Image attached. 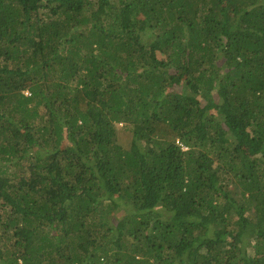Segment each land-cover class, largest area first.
<instances>
[{"label": "trees", "instance_id": "1", "mask_svg": "<svg viewBox=\"0 0 264 264\" xmlns=\"http://www.w3.org/2000/svg\"><path fill=\"white\" fill-rule=\"evenodd\" d=\"M0 264H264V0H0Z\"/></svg>", "mask_w": 264, "mask_h": 264}, {"label": "rangeland", "instance_id": "2", "mask_svg": "<svg viewBox=\"0 0 264 264\" xmlns=\"http://www.w3.org/2000/svg\"><path fill=\"white\" fill-rule=\"evenodd\" d=\"M188 148L187 147H184V150H187Z\"/></svg>", "mask_w": 264, "mask_h": 264}]
</instances>
